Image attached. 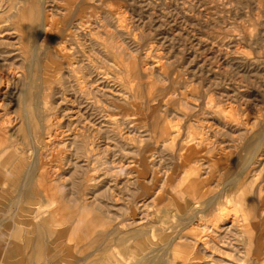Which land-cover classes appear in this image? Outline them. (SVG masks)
Masks as SVG:
<instances>
[{
	"label": "rangeland",
	"instance_id": "374dc122",
	"mask_svg": "<svg viewBox=\"0 0 264 264\" xmlns=\"http://www.w3.org/2000/svg\"><path fill=\"white\" fill-rule=\"evenodd\" d=\"M0 185V264H264V0H0Z\"/></svg>",
	"mask_w": 264,
	"mask_h": 264
},
{
	"label": "crops",
	"instance_id": "0c3cea01",
	"mask_svg": "<svg viewBox=\"0 0 264 264\" xmlns=\"http://www.w3.org/2000/svg\"><path fill=\"white\" fill-rule=\"evenodd\" d=\"M26 214L27 215L25 216V218H23L20 221V226L18 225L17 227L14 228L13 235H12V237L17 239V240H20L22 238L25 241V244H24V246L16 244L12 248H10V252H22L24 250V252L26 251V252L30 253V255L35 253L36 255H38L40 257V256L43 255V252H44V249H45V247H44L45 245H44V243L42 241V240H44L45 235L50 234L52 237H54V235H57L58 233L57 232L55 233V232H52V231H48L47 233L45 232L46 234L43 233V232H39V223L35 222L33 220H31V221L27 220L30 217H32V215L34 213L28 212ZM33 217L35 219L38 218L37 217V212L33 215ZM23 224H27L28 226H24ZM33 238H34V240L36 242V244L34 243L35 245L31 244V240ZM37 241H39V242H37ZM6 245H7V242H5L3 240H0V247L5 248Z\"/></svg>",
	"mask_w": 264,
	"mask_h": 264
},
{
	"label": "bare ground",
	"instance_id": "6f19581e",
	"mask_svg": "<svg viewBox=\"0 0 264 264\" xmlns=\"http://www.w3.org/2000/svg\"><path fill=\"white\" fill-rule=\"evenodd\" d=\"M44 3H45V2H44ZM43 9H44V8H43ZM22 17H23V16H22ZM29 31H30V30H29ZM183 148H184V147H183ZM181 151H183V150L181 149ZM184 151H185V149H184ZM182 157H183V156H182ZM182 157H181V158H182ZM182 159H183V158H182ZM193 164H194V163H193ZM185 167H186V166H185ZM194 167H195V166H194ZM210 168H212V166H211ZM213 168H214V167H213ZM7 169H8V168H7ZM195 170H196V168H195ZM27 178H28V177H27ZM25 179H26V178H25ZM190 181H191V179H190ZM28 183H29V182H28ZM32 184H33V183H32ZM2 185H3V183H2ZM0 186H1V185H0ZM26 187H27V186H26ZM26 192H27V191H26ZM210 203H211V202H210ZM37 228H38V227H37ZM40 228H41V227H40ZM40 228H39V232H43V233H45V232L47 233V232H48V230H46L45 228H43L44 230H41ZM43 233H42V234H43ZM46 233H45V234H46ZM110 233H111V232H110ZM110 233H109V234H110ZM93 234H94V233H93ZM39 237H40V236H39ZM43 237H44V236H43ZM130 238H131V237H130ZM37 242H39V241H37ZM35 244H36V243H35ZM35 244H34V245H35ZM38 244H39V243H38ZM33 247H34V246H33ZM36 247H37V246H36ZM1 248H2V247H1ZM17 249H18V248H17ZM34 249H35V248H34Z\"/></svg>",
	"mask_w": 264,
	"mask_h": 264
}]
</instances>
